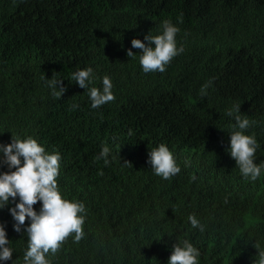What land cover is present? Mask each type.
I'll return each instance as SVG.
<instances>
[{
  "label": "trees",
  "instance_id": "trees-1",
  "mask_svg": "<svg viewBox=\"0 0 264 264\" xmlns=\"http://www.w3.org/2000/svg\"><path fill=\"white\" fill-rule=\"evenodd\" d=\"M164 20L179 29L177 47L184 51L163 73H145L131 41L147 44L145 35L161 34ZM72 60L92 68L95 78L111 75L115 100L92 108L67 78ZM51 78L66 88L58 112L42 95ZM237 104L254 122L243 130L259 145L254 163L264 164V0H0V142L30 136L44 148L58 147L62 196L93 195L118 223L176 234L196 245L203 261L224 250L249 254L264 247V168L257 179H244L226 155L205 148L190 131L221 137L226 127L240 130L226 115ZM149 112L178 123L160 131ZM190 112L208 120L189 119ZM161 143L181 167L169 180L146 168L141 181L122 183L112 177L114 166L96 156L103 144L149 154ZM190 215L203 231L192 227ZM0 223L12 252L25 253L29 221L19 233L14 220ZM173 242L153 252L149 243L127 264H166ZM89 247L87 235L68 240L51 264H104V244Z\"/></svg>",
  "mask_w": 264,
  "mask_h": 264
},
{
  "label": "clouds",
  "instance_id": "clouds-1",
  "mask_svg": "<svg viewBox=\"0 0 264 264\" xmlns=\"http://www.w3.org/2000/svg\"><path fill=\"white\" fill-rule=\"evenodd\" d=\"M162 29L161 34L145 35L147 44L135 38L131 41L132 48L140 50L139 63L145 73H163L172 59L184 51L182 46L177 47L181 45L176 36L179 29L169 20L162 22ZM126 55L134 57L131 50ZM92 72V68H86V65L75 66L72 60L67 78L76 91L81 89L86 99L90 98L92 108H98L114 101L115 93L111 75L101 74L95 78ZM62 83V79L51 78L47 79V85L52 90L42 87V95L57 112L61 108L59 98L66 91ZM211 84L212 81H209L202 86V96L207 95L206 90ZM175 112L183 117L178 112L177 103ZM226 115L235 119L240 130L232 131L231 127H226L221 137H214L190 127L191 134L205 148L226 155L242 178L255 180L264 164L254 163L259 145L253 135H246L243 131L254 122L240 114L239 104L229 109ZM149 119L160 131H168L178 123L175 119L163 118L150 112ZM189 119L208 120L195 112H190ZM96 149L97 159H103L105 164L114 166L112 177L122 183L141 181L146 168L164 180L176 177L181 170L177 158L175 160L173 153L163 143L151 149L149 154L138 147L121 149L114 144H103ZM60 164L61 153L58 147L44 148L30 136L25 139L13 137L11 143L6 145L4 141L0 142V219L14 220L13 229L18 233L26 219L29 221L23 229L27 233L28 248L20 255L12 252L13 247L6 238L4 225L0 223V264H51L52 255L66 241L79 242L84 235L90 239L89 250L99 243L104 244V264H127L136 252L147 249L149 243L152 244L153 252L168 240L174 242L170 246L172 252L166 264H264V247L258 244L249 254L235 249L224 250L213 261H203L199 257L198 247L187 240H178L176 234L140 230L118 223L112 212H105L93 195L76 200L66 198L61 195L58 185ZM38 201L42 204L39 212L33 208ZM188 220L193 228L199 227L203 231L194 215H190Z\"/></svg>",
  "mask_w": 264,
  "mask_h": 264
}]
</instances>
